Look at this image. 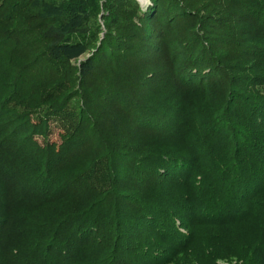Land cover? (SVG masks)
<instances>
[{"label":"trees","instance_id":"16d2710c","mask_svg":"<svg viewBox=\"0 0 264 264\" xmlns=\"http://www.w3.org/2000/svg\"><path fill=\"white\" fill-rule=\"evenodd\" d=\"M2 226L0 264H264V0H0Z\"/></svg>","mask_w":264,"mask_h":264},{"label":"rangeland","instance_id":"374dc122","mask_svg":"<svg viewBox=\"0 0 264 264\" xmlns=\"http://www.w3.org/2000/svg\"><path fill=\"white\" fill-rule=\"evenodd\" d=\"M140 4L142 7H146L147 5H149V0H139ZM97 21L101 23V15L97 16ZM75 64V63H73ZM263 90V89H261ZM62 133V127H61V123L60 122H56L53 121L52 123H50V132H49V141L55 143L56 145H59L61 143V139H60V135ZM226 140H234L235 138L232 137V134L230 133V135L227 134ZM2 227H0V240L2 237ZM26 247V246H25ZM97 245L95 247V249H97ZM107 253L104 252L103 250H99L97 251L96 255L98 254V257H102ZM236 260H219L217 261V264H235ZM190 264H196L195 263H190Z\"/></svg>","mask_w":264,"mask_h":264}]
</instances>
